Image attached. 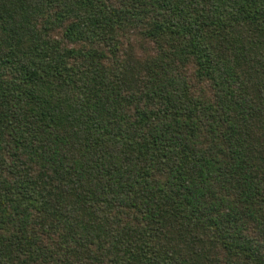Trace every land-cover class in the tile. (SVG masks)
<instances>
[{"label":"trees","instance_id":"16d2710c","mask_svg":"<svg viewBox=\"0 0 264 264\" xmlns=\"http://www.w3.org/2000/svg\"><path fill=\"white\" fill-rule=\"evenodd\" d=\"M0 264H264V0H0Z\"/></svg>","mask_w":264,"mask_h":264}]
</instances>
